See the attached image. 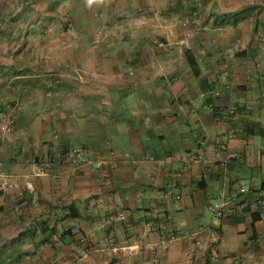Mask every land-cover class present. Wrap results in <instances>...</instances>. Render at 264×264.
Here are the masks:
<instances>
[{
    "label": "crops",
    "instance_id": "obj_1",
    "mask_svg": "<svg viewBox=\"0 0 264 264\" xmlns=\"http://www.w3.org/2000/svg\"><path fill=\"white\" fill-rule=\"evenodd\" d=\"M2 18L0 264H264V0H0Z\"/></svg>",
    "mask_w": 264,
    "mask_h": 264
},
{
    "label": "built area",
    "instance_id": "obj_2",
    "mask_svg": "<svg viewBox=\"0 0 264 264\" xmlns=\"http://www.w3.org/2000/svg\"><path fill=\"white\" fill-rule=\"evenodd\" d=\"M263 153H264V142H263ZM82 152L83 150L81 148H73L70 151H66V150H61L59 152L53 153L51 154L47 160H46V166H51L52 164H54L55 162H59V161H68L71 165L75 166L77 164H79L80 161H82L83 159H81L82 156ZM201 161V158L198 155H192L189 158L184 160V163L188 164V165H193V164H197ZM95 168H100L104 165L103 161H98L95 162ZM259 205L261 206V208L263 209L264 212V199H260L258 201ZM225 200L224 197L222 196V199L220 201V203H214L210 205V211L213 214V216L215 217H221L222 215H224L226 213L225 210ZM232 210H227V213L230 215L232 214ZM159 228L162 232H164L166 230V226L163 223L159 224ZM173 239L172 238H167V237H163L159 244H158V248H165L170 241ZM142 246L141 245H130V246H125V247H118V246H113L111 248L113 253H117L119 251H125V250H138L141 249Z\"/></svg>",
    "mask_w": 264,
    "mask_h": 264
},
{
    "label": "trees",
    "instance_id": "obj_3",
    "mask_svg": "<svg viewBox=\"0 0 264 264\" xmlns=\"http://www.w3.org/2000/svg\"><path fill=\"white\" fill-rule=\"evenodd\" d=\"M14 20H15V16L12 18V21L11 22H14ZM4 22H5V19L2 18V20H0V27L2 26V24ZM187 60H188V64H189V66H190L193 74L195 76H198L199 69H198V66H197V63H196L195 59L192 56H190V54H187Z\"/></svg>",
    "mask_w": 264,
    "mask_h": 264
},
{
    "label": "clouds",
    "instance_id": "obj_4",
    "mask_svg": "<svg viewBox=\"0 0 264 264\" xmlns=\"http://www.w3.org/2000/svg\"><path fill=\"white\" fill-rule=\"evenodd\" d=\"M93 2V0H89V3Z\"/></svg>",
    "mask_w": 264,
    "mask_h": 264
},
{
    "label": "rangeland",
    "instance_id": "obj_5",
    "mask_svg": "<svg viewBox=\"0 0 264 264\" xmlns=\"http://www.w3.org/2000/svg\"><path fill=\"white\" fill-rule=\"evenodd\" d=\"M255 9V8H254ZM7 32H9V31H7ZM8 36V35H7Z\"/></svg>",
    "mask_w": 264,
    "mask_h": 264
}]
</instances>
